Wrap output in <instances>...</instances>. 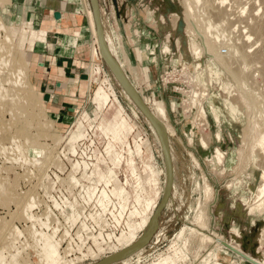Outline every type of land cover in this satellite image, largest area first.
<instances>
[{
    "label": "rangeland",
    "instance_id": "1",
    "mask_svg": "<svg viewBox=\"0 0 264 264\" xmlns=\"http://www.w3.org/2000/svg\"><path fill=\"white\" fill-rule=\"evenodd\" d=\"M14 1L0 0V125H4L2 129H8L10 135L17 132L20 135L18 141L5 140V150H0V179L4 180L3 187L8 188L3 195L0 193V264H40L41 246L35 231L52 236L59 245L60 255L68 259L69 264H150L161 254H174V250L177 251L175 258H179L175 259L177 264H264L257 254V250L264 252L263 233L262 236L259 234L264 227V215L258 211L248 213V206L253 202V188L259 179L252 145L259 127L255 122L259 124L262 121V124L264 119L263 97L260 96L262 101L259 98L261 103L257 102L262 104L260 108L250 99V81L243 83L241 78L232 76L234 80L231 77L219 59L220 53L226 54L228 47L215 39L219 45L210 43L212 39L204 33L200 19L208 14L214 16L212 19L229 37L240 34L237 28L233 29L239 22L233 19V27L231 23L223 24L219 15H213L211 11L201 13L199 6L192 11L193 14L200 12L195 17L188 6L192 0L190 3L189 0H143L141 4L147 6L140 9L142 14L115 10L114 5L117 4L137 6V0H107L108 9L103 17L95 12L94 1L86 0L83 5L87 3L92 11L97 33L91 34L88 13H77L84 30L73 35L77 38L74 42L72 37L63 36L57 49L61 51L68 46H75V50L76 47L83 48L90 59L87 71L92 72L93 79L90 84L86 83L90 85L89 91L81 94L83 102L81 100L75 110L67 112L66 117L59 118L46 107L34 83V77L42 70L38 67L36 55L52 52L53 56L58 44L54 38L57 35L45 29L41 21L35 20L38 15L29 9L15 12L13 17L8 15L6 11L13 7ZM238 4L249 8L250 12L251 5L246 1L240 0ZM225 5L224 8L228 7ZM254 35L252 38L260 44ZM256 39L251 41L255 43ZM190 43L194 45L190 46ZM164 46L168 47L165 56L161 51ZM194 47L199 48L200 57L194 53ZM151 48L157 52L154 60L150 59ZM93 51L97 53L94 59ZM212 61L229 76L233 85L222 90V94L237 108V117H233L223 101H216L221 114L220 119L216 118L219 122L209 107V101L215 99L218 84L210 70ZM199 62L205 64L203 70ZM183 63L192 73L199 70L196 81L205 89L202 103L210 125L208 129L194 125L192 117L184 109H179L176 101L171 99L168 102L156 91L164 70ZM257 82L259 86L264 84L262 76L256 77L255 85ZM99 89L107 93L115 90L135 129L125 135L130 143L125 149L122 147L125 152H115V146L121 149L119 141L108 143L113 167L103 166V161L98 159L92 174L84 176L80 165L72 161L69 154L75 152L76 142L85 135L87 124L82 125L83 121L107 123L118 110V104L113 100L104 108L99 106L94 99ZM17 91L22 96L20 99L17 97V104L25 105L28 97L27 102L36 118H30L26 108H22L25 112H19L18 116L21 108H15L17 104L13 105L15 116L8 111L10 102L3 95L9 96L10 93L14 96ZM261 91L264 93V90L258 93ZM173 96L178 97L177 94ZM3 97L5 99L2 100ZM4 101L6 104L9 102V107ZM157 102L163 104L166 122L174 130L167 132L165 143L144 108L156 107ZM121 117L116 120L122 121ZM94 125L96 135L102 136ZM202 136L208 143L206 147L200 141ZM26 142L30 145L28 150L23 147ZM34 157L38 158L37 162H32ZM119 167L134 176L136 185L132 191L118 183L116 168ZM85 177L98 178L99 182L113 185L111 194L122 201L121 206L130 216L128 231L105 241L97 238L100 244L90 239L87 244H73L66 248L68 240L64 231L67 228L70 231V225H74L75 222H70L69 218H74L76 211L73 205L54 204L51 196L59 186L68 185L66 190L72 191L79 178ZM207 187L209 193L205 191ZM140 194H148L155 199L145 226L141 225L142 211L137 205ZM13 195L18 199L14 197L12 200ZM132 198L135 206L128 204ZM54 228L58 229L55 234ZM130 231L135 232V239H131ZM181 231L183 234L179 236ZM217 234L223 237L222 244L214 241Z\"/></svg>",
    "mask_w": 264,
    "mask_h": 264
},
{
    "label": "bare ground",
    "instance_id": "2",
    "mask_svg": "<svg viewBox=\"0 0 264 264\" xmlns=\"http://www.w3.org/2000/svg\"><path fill=\"white\" fill-rule=\"evenodd\" d=\"M239 1L240 0H204V2H203V0H192L193 3L192 2L190 3V0H189L188 2L190 4L188 3L189 4L188 6H189L190 12L192 13L191 15H194V16H195L196 13L193 14L192 11L194 10V8H197V6H199L200 7L199 10L202 9L200 11L201 13L204 12V11H206L205 12V14H206V13H210V11H211L213 15L215 13H216V15H219V17H221V19H223L222 20L223 21V24H224V22L225 23H231V21L234 22L233 19H235V20H237L239 22V24L237 26L235 25V28H233V29H236L237 28L240 31L239 32L240 34L239 35H236V37H232V35H231V37H229L224 32V30L221 29V26L214 21V18L212 19V17H214V16L208 14L207 17L205 15V17L208 18V19H206L205 17H203L202 19L199 18L200 20H202V22H201L202 23V27L204 28L205 31H207V32L204 31V33H206L207 36H209V38L212 39V41H209V42L210 43L211 42H214L216 45H219L218 43L221 42V45L222 44H225V47H228V50L227 49L226 50L229 51V52H227L225 50V53L226 54L223 55V52H221L222 54L220 53V58L219 59H221V62L224 65V66L223 65L222 66L224 68L226 67V69L228 70V72L231 74V77L233 76L235 79H240L241 78V80L243 81V83H245V82L248 83L250 81L249 82L250 83L249 85L251 86V89L250 88L249 89L251 90L250 99L252 98V102L257 103L258 100L260 101V99L262 101V98L261 97H263V102H264V93H262V91H261L260 94L258 93V92H260V90H264V84H260V86L263 85L262 86L263 87L262 89L259 88L260 86L258 85L259 84L258 82L255 85V81H256V77L257 76L260 75L264 79V0H243V1H246V4L251 5V9L252 10L250 9V12H248L249 11L248 10L249 8L247 9L243 5L240 6L238 4ZM84 2H85L84 0H81V3L82 4ZM94 3L96 5V10H97V13L99 15V7H98L97 0H94ZM225 4H228V7H225L224 8V6H227ZM246 10H247V12H246ZM200 12H199V14H200ZM87 13L89 15V24H90V28L92 30V33L91 34H93L96 31L95 21H94V18L92 16V11H90L89 9H87ZM245 13H246L247 16L245 15ZM199 14H196L195 17H197ZM201 15H200V17H201ZM243 16L245 17V19H243ZM98 22H99V25H101V22L102 21L100 20V16L98 17ZM242 23H244V25H242ZM231 24H233V23H231ZM233 26H234V24L232 25V27ZM200 28H201V26H200ZM230 28H231V26H230ZM91 30H90V32H91ZM96 33H97V31H96ZM101 34L103 35V32ZM252 34H255L257 36V38L261 41L260 44H258L259 42L255 38L256 37L255 35H254L255 36L254 38L257 41H255V43L253 41H251V40H255V39L252 38ZM207 39H208V37H207ZM211 39H209V40H211ZM214 39L216 41H218V43L215 42ZM206 41H208V40H206ZM209 42H208V44H209ZM191 44L194 45V43H190V46H191ZM209 46H211V45L209 44ZM0 48H1V46H0ZM213 48H216V46L213 47ZM167 49H168V47L167 46L166 47L164 46L162 48V50H161L162 53L164 54V56H165V54L168 51ZM218 49L219 48H217V50ZM104 50H106V49H104ZM193 51H194V53L196 55H198V56L200 55V53H199L200 50H199L198 47H194L193 48ZM210 51H211V48H210ZM149 52H150L149 53L150 54V59L151 60H154L157 57L156 50L154 48L153 49L151 48V50H149ZM219 52H220V50H219ZM96 54L97 53L93 51V59L96 56ZM216 54L218 55V53H216ZM197 59H199V58H197ZM200 62H202V60ZM200 62H199V66L202 67V70H203V68L205 67V64H201ZM203 63H204V61H203ZM210 63H213L212 66L210 67V70H212V72H214V74L216 76L215 78H216V80L218 82L217 87H216V90L214 92L215 99L209 101V107H210V109H211V111L213 113V116L214 115L217 116V117H215V120H216V118L217 119H220L221 118L220 111L218 109V106L216 105V101L221 100V101H223L226 104L227 107H229L232 116L233 117H237V108H236V106L233 103H229L228 102V99L226 98V96H224L222 94V90L229 89L230 86L233 85V84H232L229 76L226 75L225 73H223L222 70L218 69L215 66V63L213 61L210 62ZM183 66H185L186 69H188V71L190 73V76H191V79H192V83H194V87H196L198 85V83L196 81V78H197V75H198L197 73L199 72V70L198 71H195L194 73H192L191 70L188 68V66H186L185 63H183ZM14 67L15 66L12 65V68L13 69H14ZM93 68H94V65H93V63H91V70H93ZM88 75H89V77L87 78L86 83H89L90 84L91 83L92 72H88ZM257 87L260 90L257 91V89H258ZM249 89H248V93H249ZM203 90L205 92V89H203ZM19 91H17V92H19ZM17 92L15 93L14 96L12 94H10V93H9V96L7 94L6 95H3L10 102V105H9L8 104L9 103L8 101H7V104L4 101L5 102V106H8V105L10 106V107L8 106L10 109L8 107H6V110L8 108V111L10 110L11 113L13 112L12 115L14 114V116L17 113H14L15 109H13L14 108L13 105H16L18 103L17 102V97L20 96L19 99L22 98L21 93L20 92L17 93ZM7 93H8V91H7ZM257 93H258V95H257ZM18 94H20V95H18ZM134 94L136 95L135 92H134ZM233 94H235V93H233ZM189 96H190V104L191 105H190V107H188V106H186V107L190 109L195 104L196 107H197V112H196L195 118L196 119H200L203 122V125H204L203 129L205 127L207 129L210 128V125L207 122L205 108H204L203 103H202L204 99L203 98L200 99L199 98V95H195L192 92L189 94ZM4 97L2 98V100L5 99ZM107 97L108 96L106 94H102V99H107ZM248 97H249V95H248ZM27 98L28 97H26V100H25L26 101L25 102L26 104L25 105L20 106V105L17 104L16 105L17 107H15V108H18V109L21 108V111H19L18 109H16V110H18V113L19 112L20 113H23V112L27 111L26 113L30 116V118H36L37 116H36L35 112L31 110L30 105L27 102ZM19 99H18V101H19ZM233 99H234V97H233ZM261 101H260V103H261ZM233 102H234V100H233ZM260 103H257L258 104L257 106H259V105L261 106L262 104H260ZM155 106L156 107H150L151 109L147 108L146 106L144 108H146V110L150 114V116H151V118L153 120L154 125L157 127V129H159V131L161 133L160 139L163 140V142H164V140H166V134H167V132L168 131L174 132V130L171 129L168 126V123L166 122L167 117H166V111H165V108H164L163 104L162 103H160V104L158 103V104H155ZM22 108H26L25 111ZM181 108H182V110L184 109V111H185V108L183 106L182 107H179V109H181ZM12 109H13V111H12ZM0 110H1V108H0ZM261 110L263 112V109H261ZM20 113L17 114V115L20 116ZM14 119H16V118L14 117ZM216 121L219 122V120H216ZM259 122H260V120H259ZM192 123L194 125H196L197 124V121L194 120ZM255 123H257L256 124L257 126H259V127L262 126L263 128L262 129L261 128L259 129V127H258L256 129L257 126L255 125V129L257 130V131L255 130L257 132L256 133L257 136L256 137L254 136L255 139L253 140V145H252L253 148L252 149H253V157L256 159V164H257V167L259 169V179H258L256 185L253 188V197H252L253 202L250 203L249 206H248V213H253L255 211H258L260 214L264 215V119H263V123L262 124H260V123L258 124V122H255ZM0 124H1V122H0ZM3 127H4V125L3 126L0 125V150H5V146H6L5 145V142H4L5 140H13V141L20 140V138H19L20 135H19V133L17 131H16L17 133L15 135L14 134H11L10 135L9 130L8 129H4L3 130L2 129ZM199 128H200V125H199ZM201 128H202V126H201ZM5 130H6V132L8 131V133H5L4 132ZM217 136H219V135H217ZM200 141H201V143H202L203 146H205V147L208 146V143H207L206 139L204 138V136H202V138H201ZM25 144L26 145H24L23 147H24L25 150H28L30 148V145L27 142ZM37 161H38V158H36V157H34L32 159V162H37ZM168 163H170V161ZM170 168L171 167H169V169ZM3 181L4 180L0 179V190H1L0 193H1V195H3V193L8 189V188L6 189V188L3 187ZM208 190H209V187L205 188V191L209 193L210 190L209 191ZM205 191H204V193H205ZM157 193H159V192L157 191ZM16 196L17 195H15V196L13 195L12 200H14V199L16 200V198L18 199V197H16ZM24 196L22 197L23 199H24ZM206 196H207V194H206ZM32 197H34V196H32ZM102 197H109V194H108V191L106 190V188L103 189V191H102ZM137 200H138L137 205L140 207V209L142 211V218H141V220H142L141 223L142 224L141 225L142 226H145V225H147V222L149 220L148 212L150 211L151 208H153L155 206V199L153 197H151L150 195H148V194H145V195H141L140 194L138 196V199ZM27 205H28V203H27ZM29 206H30V204L27 207H29ZM22 207H24V209H26L25 206H22ZM28 210H29V208H28ZM24 213H27V211L24 210ZM30 216H31V214H30ZM67 218H68V216H67ZM199 218L200 217H198V221L200 222V219ZM73 221H74V219H73ZM202 221H203V219H202ZM134 227H133V230H134ZM53 230H54L53 231L54 234L58 231L57 228H54ZM67 230H68V228H67ZM134 231L133 232L130 231L131 232L130 233L131 239H135V237H136V234H135ZM233 231H235V230H233ZM35 232L37 233L36 234V237H37L38 243L41 246L40 249H41L42 256H41V259H40V264H69L70 263L68 261V259H64L60 255L61 254V251L58 248L59 245L57 244V242L54 241V239H53L52 236L48 235L45 232H38V231H35ZM64 232L66 233L65 234V236H66L67 235V231H64ZM64 232H63V234H64ZM18 233H20V232H18ZM190 233H192V231ZM261 233H263V237H264V227H262V229L260 230V233L259 234H261ZM63 234L61 235L62 237H63ZM182 234H183V231L180 232L179 236H181ZM260 236H262V234ZM97 238L98 237H96V236L93 237L94 242H95V244L96 243H99L100 244V242L97 240ZM206 238L209 239V240H213V238L210 239V237H206ZM214 241L222 244L223 243V237L217 234V236L214 238ZM107 244L109 245V243H107ZM175 245H174V247L177 246V245L176 246ZM103 246L105 247V245H103ZM64 249H66V248L64 247ZM100 249H102V248H100ZM181 250L182 249H180L179 253L181 252ZM69 251H71L70 248H69ZM91 251H92V249H91ZM174 251L172 252L174 254L168 253V251H167L168 254H161V255H159L160 257L156 261H154V262H152L150 264H177V263H175L176 262L175 261V259H176L175 257H177L175 255L177 254V251H175L176 253ZM64 252H65V250H64ZM83 254H86V253H83ZM257 254H259V256L261 258V262L264 263V252L261 253V252H259L257 250ZM177 259L179 260V258H177ZM180 259H181V257H180ZM14 262H15V260H14ZM8 263L9 264H12L10 262H8Z\"/></svg>",
    "mask_w": 264,
    "mask_h": 264
},
{
    "label": "crops",
    "instance_id": "3",
    "mask_svg": "<svg viewBox=\"0 0 264 264\" xmlns=\"http://www.w3.org/2000/svg\"><path fill=\"white\" fill-rule=\"evenodd\" d=\"M84 1L86 2V0ZM97 2L99 13L103 17L106 13V9H108L107 0H97ZM137 3H143V0H137ZM139 4L137 6L130 5V7H128V5L117 4L114 5V7L116 12L133 11V13L142 14L140 9H146L147 5ZM28 9L34 15H38L35 20L41 21L45 29L54 32V36L57 35L54 38L57 39L56 42H58L53 56H51L52 52H49L50 55L46 53L36 55L38 67L42 70L41 74H38L36 78L34 77L35 86L39 93L42 94L46 107L52 111V114L59 118L66 117V113L75 110L76 107L80 105L81 100L84 99L81 94L89 91L90 85L86 84L87 79H84L83 75H88L87 68L90 59L84 53L83 48L76 47L75 50V46H68L61 51L57 48L58 45H61L63 36L72 37L74 42V39L76 40L77 38H74L73 35L84 30V28H82L83 21H80L76 14L87 12V9H89L88 5L87 3L83 5L81 0H15L13 7L7 9L6 12L13 17L15 12L20 13V11L23 10L26 12ZM56 12L61 14L60 18L55 17ZM95 12H97V10H95ZM68 13L72 15H68ZM137 24L138 22L136 25ZM145 30H147V27ZM92 79L93 77H91V82ZM156 91L160 93L162 99L166 97L168 102L171 101L172 97L169 93L159 87ZM102 94H106L108 96L107 99H102ZM46 97H48V99H46ZM94 99L99 103L101 108H104L113 100V102L118 104L117 114L113 118H109L110 121L107 123L101 122L98 124L85 120L86 123L83 121L82 125L86 126L87 124L91 126L92 123L93 125L96 124V128L101 132L100 134L107 137L109 140L108 143L111 140L121 143V149H117L115 146L116 153L125 152L123 149H125L127 145L130 146L127 138L125 139V135L128 131L132 132L135 129V124L133 125L131 123L130 116L125 111L115 90L107 93L105 90L99 89ZM118 117H121L122 121H117L116 119Z\"/></svg>",
    "mask_w": 264,
    "mask_h": 264
},
{
    "label": "built area",
    "instance_id": "4",
    "mask_svg": "<svg viewBox=\"0 0 264 264\" xmlns=\"http://www.w3.org/2000/svg\"><path fill=\"white\" fill-rule=\"evenodd\" d=\"M158 84L159 88L170 94L172 100L178 102V107L183 106L185 108V112H188V116L192 117L193 121L196 120L198 125L204 126L200 119L195 118L196 105L194 104L190 109L186 107L191 105L189 96L191 92L199 95V98L202 99L204 90L200 85L194 87L190 73L185 66L179 64L168 67L162 73ZM174 94H177L178 97L173 96ZM178 107L177 110H179ZM94 127L93 123L91 126L87 125L85 135L76 142L75 152L69 153L70 159L80 165L79 169H81L82 175H91L98 159L103 161V166L107 168L114 166L107 150L109 140L103 135L97 136ZM142 137L145 138V135ZM85 164L87 165L86 169ZM116 171L118 183L132 191L136 185L134 176L131 173V175L127 174V169L120 167L116 168ZM77 183L72 191L66 190L68 185L59 186L51 196L54 204L58 206L73 205L74 212L76 211L75 219L70 217V222L75 223L70 225L72 226L70 231L67 230L68 243L66 248L69 245L72 247L73 244L75 246L79 243L80 245L87 244L95 236L105 241L106 238L111 239L117 234L128 231L129 213L121 206L120 202L122 201L111 194L110 191L113 188L111 183L107 184L99 182L98 178L87 179L86 177L79 178ZM105 188L109 197H102V191ZM88 191H91V194ZM128 204L135 206L136 202L132 198Z\"/></svg>",
    "mask_w": 264,
    "mask_h": 264
},
{
    "label": "water",
    "instance_id": "5",
    "mask_svg": "<svg viewBox=\"0 0 264 264\" xmlns=\"http://www.w3.org/2000/svg\"><path fill=\"white\" fill-rule=\"evenodd\" d=\"M60 16H61V14H60L59 12H56V13H55V17H56V18H60ZM83 78H84V79H87V78H88V75H83ZM46 99H48V97H46Z\"/></svg>",
    "mask_w": 264,
    "mask_h": 264
}]
</instances>
